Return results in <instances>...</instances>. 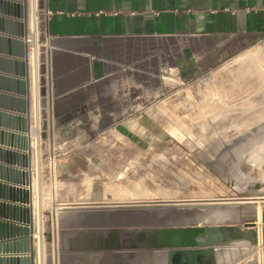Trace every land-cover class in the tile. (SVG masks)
I'll return each instance as SVG.
<instances>
[{
	"label": "rangeland",
	"instance_id": "374dc122",
	"mask_svg": "<svg viewBox=\"0 0 264 264\" xmlns=\"http://www.w3.org/2000/svg\"><path fill=\"white\" fill-rule=\"evenodd\" d=\"M42 1L37 3L40 75L49 47ZM263 54L264 38L223 47L192 62L180 80L160 91L96 95L89 123L36 126V206L49 217L44 226L58 231V250L62 216L85 208L94 222L95 264H157V252L169 254L163 263L173 264L171 251L153 245L159 232L229 227L257 236L256 213L262 208L261 244L250 241L248 248L246 240L228 241L215 246V260L205 264H264V199L244 203L264 197V157L254 155L264 142V119L241 110L264 102L258 95L264 84L256 80L257 73L264 78ZM253 58L256 76L245 66ZM211 105L237 111L222 118ZM44 254L47 258L46 245ZM183 259L181 264H191Z\"/></svg>",
	"mask_w": 264,
	"mask_h": 264
},
{
	"label": "crops",
	"instance_id": "0c3cea01",
	"mask_svg": "<svg viewBox=\"0 0 264 264\" xmlns=\"http://www.w3.org/2000/svg\"><path fill=\"white\" fill-rule=\"evenodd\" d=\"M5 2L13 1L0 0V7ZM42 3L46 17L44 35L49 47L44 71L41 75L38 71L41 77L35 103L30 85L33 175L36 126L50 123L71 128L89 123L96 95L102 99L112 92L160 91V86L175 78L180 80L192 62L206 60L208 54L220 52L223 47L264 38V0H43ZM12 22L19 21L0 14V28L4 25L9 28ZM3 36L12 38L0 33V38ZM3 46L1 41L0 48ZM12 49V52L20 50L16 45ZM3 58L13 60L0 54V68ZM5 77L12 76L0 71V130L27 137L11 129L10 124L17 125V118H27L16 111L25 97L4 91ZM85 111L86 115H81ZM4 120L6 127L1 126ZM1 150L10 154L7 156L10 162L0 158V167L28 170L17 163L29 152L4 145H0V155ZM32 182L34 264H45L46 259L47 264H95L93 217L85 208L62 216L59 231L62 248L58 250V231L53 233L50 223L44 226L49 217L38 214L34 176ZM0 184L26 189L2 180ZM3 204L24 206L11 201ZM39 205L42 209V201ZM0 222L16 224L2 218ZM5 242L8 241H0V246ZM45 245L49 251L47 258Z\"/></svg>",
	"mask_w": 264,
	"mask_h": 264
},
{
	"label": "water",
	"instance_id": "95a60500",
	"mask_svg": "<svg viewBox=\"0 0 264 264\" xmlns=\"http://www.w3.org/2000/svg\"><path fill=\"white\" fill-rule=\"evenodd\" d=\"M12 3L5 2L0 7V14L9 16L19 22H12L9 28L3 26L0 33L10 35L12 38L3 36L0 38L4 46L0 48V54L13 57V60L3 58L1 61L0 71L10 74L11 78L4 79V91L14 93L18 96L25 97L21 100L20 106L16 111L27 115V118H17V125L10 124L11 129L22 132L21 134H12L1 132L0 145L12 147L18 150L29 152L27 156L21 157V161L17 164L24 168H29L32 162L31 151V126H30V68H29V50L28 44V0H12ZM14 23H19L15 25ZM5 24V22H3ZM8 26V23H6ZM16 29L14 30V28ZM2 39V40H1ZM24 39V40H22ZM18 46L19 51L12 52V46ZM17 99V98H16ZM8 118V117H7ZM15 119V118H10ZM8 123V120H7ZM4 125V126H3ZM9 125V124H7ZM1 126L6 127V121L1 122ZM9 153L1 150L0 158L7 163L10 162ZM17 157V156H16ZM15 157V158H16ZM13 161V160H12ZM0 180L13 183V185H21L26 189L9 188L0 184V218L10 220L16 224H7L0 222V241H8L0 246V253L4 256L0 257V264H34V207H33V176L32 172H22L19 170H6L0 167ZM11 201V203H19L24 206H10L3 204ZM255 223H247L246 226H255ZM188 228H172L159 232L157 238L153 241L158 249L171 251V254L177 252L194 253V264H202V259L207 253H214V247L220 244H210V232L206 228L193 229ZM12 240L11 245L9 241ZM14 241V242H13ZM207 245V246H206ZM179 251V252H178ZM8 254H15L7 258ZM15 257V258H14ZM187 259L190 255L186 254ZM191 260V259H190ZM192 264V262H190Z\"/></svg>",
	"mask_w": 264,
	"mask_h": 264
},
{
	"label": "bare ground",
	"instance_id": "6f19581e",
	"mask_svg": "<svg viewBox=\"0 0 264 264\" xmlns=\"http://www.w3.org/2000/svg\"><path fill=\"white\" fill-rule=\"evenodd\" d=\"M37 3H38V0H28V8H29V11H28V39L27 41H25L27 44H28V50L30 51V54H29V68H30V83H31V92H32V100L33 102L35 103V101L37 100V93H38V88H39V85H40V76H39V50H40V47H39V29H38V17H37ZM24 40V39H22ZM262 54V52H261ZM260 54V55H261ZM264 55V54H263ZM262 55V56H263ZM262 61H264V57L262 59ZM263 63V62H262ZM254 64V65H253ZM256 60L255 58L249 60L245 66H248L250 65V69L248 68V72L252 73L254 76H256V80H257V83H261V84H264V78L262 77V74H259L257 73L255 75V69H256ZM264 64V63H263ZM253 65V66H252ZM258 66V65H257ZM264 66V65H263ZM249 67V66H248ZM254 67V68H253ZM250 70V71H249ZM261 71V69H260ZM245 74V73H244ZM245 78V77H244ZM245 84V83H244ZM259 88V87H258ZM263 88V87H262ZM257 90V89H256ZM245 92V91H244ZM260 97L264 98V89L262 91L259 92L258 94ZM258 96V97H259ZM257 99V97H256ZM259 102V101H258ZM248 103V102H247ZM252 103V101H251ZM249 104V103H248ZM241 105V103H240ZM212 106V111H219L220 114L222 115V118H226L228 116H230L233 112L237 111V109L234 107H232L233 109H228L227 110H224L223 107L221 106H216L214 107L213 105ZM210 106V107H211ZM225 108V107H224ZM215 109V110H214ZM241 110H243V112L246 113L247 112H252L253 111V115L255 116L253 119H256L257 118V121H258V118L259 119H264V102H259L250 106L246 105V106H243V108H241ZM256 110V112H255ZM217 112V113H219ZM255 112V113H254ZM211 113V111H210ZM214 114V112H212ZM209 114V113H208ZM207 115V113H206ZM211 115V114H210ZM209 115V116H210ZM235 115V114H234ZM215 116V115H213ZM220 116V115H219ZM246 116V115H245ZM233 117V116H232ZM241 117V116H240ZM211 118V117H209ZM216 118V116H215ZM239 118V117H238ZM230 119V118H229ZM247 119V118H246ZM245 119V120H246ZM211 122V120H209ZM209 121H206L205 124ZM247 121V120H246ZM263 121V120H262ZM219 122V121H218ZM242 122V120H241ZM239 121V123L242 125ZM230 123V122H229ZM248 123V122H247ZM256 123V122H255ZM220 124V123H219ZM250 123H248L249 125ZM241 125H238V126H241ZM247 125V126H248ZM213 126V125H212ZM221 126V125H220ZM203 127V126H202ZM243 127V126H242ZM245 127V126H244ZM206 128V127H205ZM200 129V128H199ZM208 129V128H207ZM213 129V128H212ZM216 129V127H215ZM233 129V128H232ZM240 129V128H238ZM203 130V129H202ZM214 130V129H213ZM225 130V129H224ZM207 131V130H206ZM215 131V130H214ZM223 131V130H222ZM204 133V131H203ZM205 133H208L205 132ZM205 133L203 135H205ZM213 133V132H212ZM216 133V132H215ZM219 133V132H217ZM220 133H221V129H220ZM224 133V132H223ZM213 135V134H212ZM207 138V137H206ZM260 154L264 157V142L262 143V147H259L257 149V151L254 152V155L255 154ZM28 170H26L25 172H29L31 173L33 170H32V166L30 165L29 168H27ZM24 170V169H23ZM245 199V198H244ZM258 199H264V197H257V198H247L245 200H248L247 202H244L245 204L247 203H252L253 200H258ZM217 200V199H216ZM243 200V199H242ZM197 201V200H196ZM206 201V200H205ZM212 201V200H211ZM214 201V200H213ZM224 201V200H223ZM244 201V200H243ZM232 202V201H231ZM230 202V203H231ZM225 203V202H224ZM223 203V204H224ZM228 203V202H227ZM229 203V204H230ZM218 204H222L221 203H218ZM243 204V202H242ZM36 209H37V206H36ZM35 209V210H36ZM34 210V209H33ZM262 218H263V209L262 208H259L257 210V213H256V219H257V224H258V233H257V236L251 234V235H247L246 237L243 236V234H241L239 231H234V232H231L229 227H218V228H206L208 229V231L210 232V244H225V243H228V241H232V240H239V241H242V240H246L245 242H249V245H245V247H248V248H251V242L253 241V244L256 242V240L258 239V243H262L263 242V232H262V227H261V222H262ZM193 229H200V228H193ZM244 237V238H243ZM251 241V242H250ZM207 246V245H206ZM226 246V245H225ZM243 246V245H241ZM220 247V246H219ZM218 247V248H219ZM247 248V249H248ZM216 249V248H215ZM251 250V249H250ZM216 251V250H215ZM214 251V252H215ZM218 251V250H217ZM192 251H187V253L190 255V259H191V262L192 264H194V253H191ZM186 253V254H187ZM216 253V252H215ZM215 253H207L205 255V257H203L202 259V264H205L208 260H215L216 258V255ZM250 253V252H249ZM259 253V252H258ZM185 253H182V252H179V253H172V260H173V264H181L183 262V258H186ZM229 255V254H228ZM258 258H260L262 260L263 258V252L260 251V253L257 255ZM1 257V256H0ZM169 257V254L168 256ZM166 255L164 253H158L155 255V259H156V263L157 264H164L163 262L166 261ZM252 257V256H251ZM226 258V257H225ZM218 259V258H217ZM216 259V260H217ZM168 260V259H167ZM220 261V260H218ZM223 261V260H222ZM260 261V260H259ZM168 261H166L165 263H167ZM224 262V261H223ZM155 263V262H154ZM172 263V262H171ZM185 264V263H184ZM219 264V263H218Z\"/></svg>",
	"mask_w": 264,
	"mask_h": 264
},
{
	"label": "built area",
	"instance_id": "2783aa9c",
	"mask_svg": "<svg viewBox=\"0 0 264 264\" xmlns=\"http://www.w3.org/2000/svg\"><path fill=\"white\" fill-rule=\"evenodd\" d=\"M29 54H30V51H29Z\"/></svg>",
	"mask_w": 264,
	"mask_h": 264
}]
</instances>
